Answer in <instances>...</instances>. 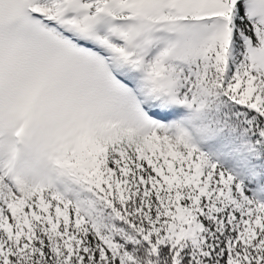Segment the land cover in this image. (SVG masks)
I'll return each mask as SVG.
<instances>
[{
	"label": "snow or ice",
	"instance_id": "1",
	"mask_svg": "<svg viewBox=\"0 0 264 264\" xmlns=\"http://www.w3.org/2000/svg\"><path fill=\"white\" fill-rule=\"evenodd\" d=\"M0 264H264V0H0Z\"/></svg>",
	"mask_w": 264,
	"mask_h": 264
}]
</instances>
